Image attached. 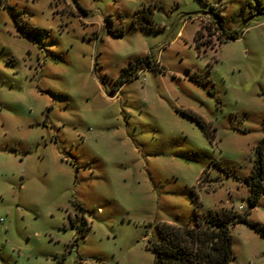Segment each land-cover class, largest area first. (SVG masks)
I'll list each match as a JSON object with an SVG mask.
<instances>
[{
	"label": "rangeland",
	"instance_id": "1",
	"mask_svg": "<svg viewBox=\"0 0 264 264\" xmlns=\"http://www.w3.org/2000/svg\"><path fill=\"white\" fill-rule=\"evenodd\" d=\"M263 139L264 0L1 4L0 264H154L194 195L247 215L230 264H264Z\"/></svg>",
	"mask_w": 264,
	"mask_h": 264
},
{
	"label": "trees",
	"instance_id": "2",
	"mask_svg": "<svg viewBox=\"0 0 264 264\" xmlns=\"http://www.w3.org/2000/svg\"><path fill=\"white\" fill-rule=\"evenodd\" d=\"M4 0H0V6ZM138 9L135 12L136 20L151 24V16ZM220 18V17H219ZM138 26H142L139 21ZM217 36L224 39H236L238 34L227 32L219 25ZM200 31L194 36L195 47L199 48ZM137 64H142L138 62ZM264 139L258 145L257 158L252 173L245 178L249 186V205L254 207L260 195L264 192ZM194 224L174 225L161 223L159 234L161 241L152 246L155 255L154 264H230L232 258L231 224L247 221L244 214L234 219L230 210L202 211L201 204L194 195ZM256 230L264 233V228L256 223L250 224Z\"/></svg>",
	"mask_w": 264,
	"mask_h": 264
},
{
	"label": "built area",
	"instance_id": "3",
	"mask_svg": "<svg viewBox=\"0 0 264 264\" xmlns=\"http://www.w3.org/2000/svg\"><path fill=\"white\" fill-rule=\"evenodd\" d=\"M239 207H240V208H242V206H241V205H240ZM0 220H1V217H0Z\"/></svg>",
	"mask_w": 264,
	"mask_h": 264
}]
</instances>
